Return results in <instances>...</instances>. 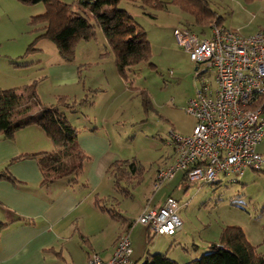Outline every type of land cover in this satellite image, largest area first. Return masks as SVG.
<instances>
[{
	"label": "rangeland",
	"instance_id": "rangeland-1",
	"mask_svg": "<svg viewBox=\"0 0 264 264\" xmlns=\"http://www.w3.org/2000/svg\"><path fill=\"white\" fill-rule=\"evenodd\" d=\"M61 1L72 4L78 10L75 6L77 0ZM204 1L224 27L246 36L264 30V0ZM163 2L162 8L143 7L139 1L121 0L118 4L143 28L151 47L149 61L132 66L127 78L118 73L113 53L99 27H94L92 38L76 40L73 59L82 64L80 82L85 79L93 88L85 101L83 95L82 101L73 102H67L64 94L61 95V102L67 104L63 106L68 107L62 111L66 115L78 112L71 117V121L67 119L77 129L75 140L79 143L89 130V115L92 117L99 111L106 114L107 110V124L103 131L112 137L111 151L122 159L134 158L138 164L137 184L129 186V190H133L132 195H117L119 206L128 207L129 219L137 218L141 206L147 203L143 204L146 198L152 202L172 195L178 202L176 212L183 221V230L174 236H163L153 234L140 224L144 234L136 241H141L143 253L137 264L153 253H164L179 264L187 263L209 251L210 243L219 240L221 230L227 225L239 226L255 250L264 253V168H247L233 183L223 178L214 183L171 179L161 183L157 190L153 188L155 169L167 159V152L173 150L169 131L187 134L192 129L194 119L186 112L185 106L200 85L196 73L202 72V78L213 80L214 69L204 70L203 65L197 67L188 52L179 45L173 28L186 27L198 36H207L211 26L218 25L211 22L202 33L194 16L177 1ZM44 9L43 1L25 4L18 0H0V55H22L26 51L40 32L29 23L30 17L42 13ZM35 47L39 50L26 54L27 58L39 56L53 59L59 56L56 46L47 39H40ZM110 62L114 63L117 72L116 83V77L113 75L114 79L111 78ZM45 82L50 86V81ZM101 88L103 92H99ZM141 91H145L150 98L147 107L142 104ZM91 97L93 104L85 106ZM38 98L42 106L58 101L55 98L51 104L43 95H38ZM36 108L38 106L33 107L31 112ZM86 166L87 163L78 173L81 181L85 179Z\"/></svg>",
	"mask_w": 264,
	"mask_h": 264
},
{
	"label": "crops",
	"instance_id": "crops-1",
	"mask_svg": "<svg viewBox=\"0 0 264 264\" xmlns=\"http://www.w3.org/2000/svg\"><path fill=\"white\" fill-rule=\"evenodd\" d=\"M24 54L25 52L22 55H0V89L22 88L36 80L37 94L47 97L46 102L51 104L63 94L66 99L77 101L82 100V95L86 99L89 91H92V86L85 79L80 82L82 64L76 63L74 59L65 61L59 53L53 59L39 56L27 58ZM110 66L111 78L114 79V75L116 83L114 63ZM44 68L46 72L43 76ZM45 80L50 81V86ZM103 90L101 88L99 92ZM95 96L97 97V93ZM93 102L91 97L85 106H90ZM55 103L56 101L53 104ZM38 109L39 107L33 110L36 112ZM73 115H78V112L67 113L68 119ZM89 116V130L79 139V143L76 141L88 156L85 161V179L81 181L77 178L71 185L64 179L42 184L38 157H23L25 154L56 150L40 126L26 125L17 129L12 138H5L0 133V173L6 172L13 178H0V264H86L91 252L107 260L124 231H127L131 244L128 264H137L143 253L141 241L139 242L144 234L143 226L135 221L136 217H127V206H119L117 195L120 194L115 190L109 172L114 161L124 159L111 151L112 137L103 131L107 124V110L106 114L105 111H99L92 117L91 114ZM193 119L192 129L196 122L194 117ZM192 129L189 133L180 135H188ZM170 144L173 150L167 152V159L155 169L153 182L157 170L170 165L175 159L174 145L172 142ZM256 150L264 154V139L257 144ZM171 179L187 178L184 171L177 170L167 181ZM132 191L128 192L129 196ZM144 200L143 204L147 203L142 204L141 210L147 205L158 207L165 199L152 202L147 198ZM100 203L105 208H116L120 216L113 218ZM183 226L182 221L180 230L172 235H161L174 236L183 230ZM137 237L139 240L136 241Z\"/></svg>",
	"mask_w": 264,
	"mask_h": 264
},
{
	"label": "built area",
	"instance_id": "built-area-1",
	"mask_svg": "<svg viewBox=\"0 0 264 264\" xmlns=\"http://www.w3.org/2000/svg\"><path fill=\"white\" fill-rule=\"evenodd\" d=\"M173 34L197 67L214 69L213 80L196 73L200 85L185 106L195 125L188 135L169 131L175 159L157 170L153 188L177 170L191 182L214 183L223 178L233 183L247 168H264V157L256 150L264 139V30L246 36L213 25L207 36L186 27L174 28ZM177 208V200L168 196L158 207L145 206L135 221L153 234L172 235L182 227ZM130 252L124 231L109 259L91 252L86 264H128Z\"/></svg>",
	"mask_w": 264,
	"mask_h": 264
},
{
	"label": "trees",
	"instance_id": "trees-1",
	"mask_svg": "<svg viewBox=\"0 0 264 264\" xmlns=\"http://www.w3.org/2000/svg\"><path fill=\"white\" fill-rule=\"evenodd\" d=\"M18 1L25 4L43 1L45 8L42 13L30 17L29 23L40 32L35 37V41L28 45L25 54L35 51L37 49L35 43L45 38L54 43L63 60L71 61L74 57L76 40L92 38L94 27L97 26L101 29L113 53L116 69L123 78H127V73L132 66L148 62L150 59L151 47L146 33L124 8L118 6L121 0H77L75 3L77 11L72 4L61 0ZM128 1H139L143 7L162 8L164 6L163 0ZM174 1L194 16L202 33L205 32L206 25L211 22L221 25L220 18L207 8L204 0ZM141 93L142 104L147 107L150 98L145 91ZM57 100L55 105L42 106L37 94L36 80L22 88L0 89V133L5 138H12L19 128L30 124L40 126L56 150L25 154L23 157H38L42 184L64 179L68 185H71L77 181L78 173L82 170L88 156L75 140L77 129L72 126L66 113L62 111L68 108L63 106L67 104L61 102L63 100L60 96ZM35 106L39 109L32 113V108ZM137 166L134 158L114 161L110 165L109 172L113 178V186L120 195L127 196L130 192L129 186H133V183L137 184ZM0 178L13 180L6 172L0 173ZM101 207L113 218L120 216L116 208H105L102 204ZM209 248V251L184 264H264V253L257 252L247 240L243 230L236 225L225 226L220 232L219 240L216 243H210ZM141 264L179 263L164 253H153L146 256Z\"/></svg>",
	"mask_w": 264,
	"mask_h": 264
}]
</instances>
